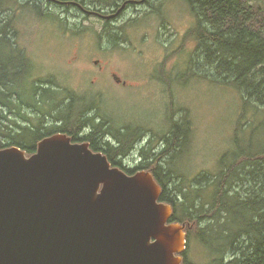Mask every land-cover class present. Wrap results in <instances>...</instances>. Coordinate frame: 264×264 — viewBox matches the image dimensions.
I'll list each match as a JSON object with an SVG mask.
<instances>
[{
  "label": "rangeland",
  "instance_id": "1",
  "mask_svg": "<svg viewBox=\"0 0 264 264\" xmlns=\"http://www.w3.org/2000/svg\"><path fill=\"white\" fill-rule=\"evenodd\" d=\"M135 1L81 0L92 8L107 10L106 14L119 12L108 20L50 0H43L41 12L26 6L18 8L16 14L12 13V36L25 52L21 55L6 48L2 58L21 64V76L27 81L53 76L64 88L63 98H93L99 102L95 104L97 111L109 118V124L131 126L133 133L143 129L138 133L139 144L148 146L152 141L155 152L163 150L164 138L181 123L186 139L177 154L171 151L175 159L169 167L191 181L202 174H215L220 158L230 152L231 160L238 151L234 143L237 134L241 145L242 137L251 133L253 139L260 140L259 121L237 132L239 126L245 128L253 119L250 109L246 118L240 117V94L202 76L203 69L193 74L188 70L197 41L188 35L196 19L185 0H148L144 5ZM115 34L120 35L116 42ZM33 110L28 109L30 118ZM60 117L69 116L66 112L47 115L44 127L55 121L63 125ZM18 122L30 125L22 119ZM101 134L116 143L112 131ZM139 150L133 147L127 152L122 159L124 167L138 166L144 158ZM158 160L167 161L169 157ZM190 226L186 256L196 264H207L209 253L192 236L199 227Z\"/></svg>",
  "mask_w": 264,
  "mask_h": 264
},
{
  "label": "trees",
  "instance_id": "2",
  "mask_svg": "<svg viewBox=\"0 0 264 264\" xmlns=\"http://www.w3.org/2000/svg\"><path fill=\"white\" fill-rule=\"evenodd\" d=\"M185 1L196 19L188 35L197 41L188 70L193 74L203 69L202 76L238 92L242 98L240 117L246 118L250 109L253 119L249 126H239L237 132L252 128L257 120L260 140L253 139L251 133L242 137L241 145L237 134L234 143L238 151L233 159L227 152L220 158L215 174H202L192 181L169 167L175 159L171 151L177 154L186 139L181 123L164 138L166 146L162 151L155 152L152 141L141 147L146 155L135 168L124 167L117 156L134 147L143 129L133 133L131 126L113 128L107 122L99 127L95 123L88 134L90 147L103 151L112 165L129 174L150 171L161 187L160 201L173 208L169 222L188 225L186 238L191 237L190 225H198L199 232L192 236L209 253L207 264H264V0ZM42 3L43 0H0V149L18 146L32 153L39 140L63 131L56 124L44 127L47 115L66 112L72 127L78 122L79 114L74 111L77 104L64 102V88L53 76L27 81L21 76V64L2 58L6 48L21 55L25 52L12 36V13L25 6L40 11ZM115 36L116 42L120 35ZM30 108L34 109L32 118ZM19 119L30 125H20ZM110 131L117 142L115 146L109 140L104 143V138L96 139ZM164 157L169 160H158ZM189 243L187 239L180 255L184 264H196L186 256Z\"/></svg>",
  "mask_w": 264,
  "mask_h": 264
},
{
  "label": "water",
  "instance_id": "3",
  "mask_svg": "<svg viewBox=\"0 0 264 264\" xmlns=\"http://www.w3.org/2000/svg\"><path fill=\"white\" fill-rule=\"evenodd\" d=\"M160 194L151 172L128 174L64 133L30 156L0 149V264H183L186 224L169 223Z\"/></svg>",
  "mask_w": 264,
  "mask_h": 264
},
{
  "label": "flooded vegetation",
  "instance_id": "4",
  "mask_svg": "<svg viewBox=\"0 0 264 264\" xmlns=\"http://www.w3.org/2000/svg\"><path fill=\"white\" fill-rule=\"evenodd\" d=\"M75 1L78 2V3H80L79 0H61V2H55V3L63 6L64 8H70V9L76 8L80 12H82L84 14H87V15H96L95 13H100V14H106L107 13V10H99L97 8H92V6L87 5V4H84L83 2H81V3L84 4V5L82 4V6H83V8H82L78 4L74 3ZM146 2H148V0H136L134 3H136V4H143L144 5ZM116 78H117L118 82L121 81V79H119L117 76H116ZM123 83L126 84L125 81H123ZM67 99H70L71 100V103H75V104H78V105H82V106H80L79 110L78 109L76 110V111L79 112V121L77 122V124L74 127H72L71 124L69 123L70 122L69 121V118H67V117H60V118H63L64 119L63 125L61 124V122H57V121L52 122L51 124H56L59 127L61 126V128L63 129V131H60V132L65 133L66 135L70 136L71 139H72V141L79 142L80 139H88L87 142L90 143L91 140H89L90 136L88 134H90L94 123H98V126L99 127H101V125L99 124V122L100 123L101 122L102 123H106V122L111 123L110 120H109V118H107L102 112H98L97 111V107H95V104L96 103L98 104L99 102L94 101L93 98H90L89 99L87 97H80L79 100L75 101V100H72L70 98V95H67V97L65 99L66 101L64 100L65 103H68L69 102V100H67ZM48 120H50V118H48ZM51 121H53V120H51ZM97 121H99V122H97ZM104 121H106V122H104ZM112 127L115 128V127H120V126H113L112 125ZM86 128H90V132L89 133L85 132V129ZM73 131H75V132L73 133ZM101 135L102 134H99L98 138H96V139H99L101 137ZM108 138H110V137H108ZM96 139H95V141H97ZM99 140H102V137ZM103 140H104V143L105 142H108V140H109L113 146H115L116 143H117V142L115 143V142L111 141L112 139H107V137L104 138ZM114 140H115V138H114ZM140 141H141V138L138 136L137 139L135 140V143L136 144L133 145V146L136 147V148H138V149L140 148L139 152L141 151V153H142L141 155L144 157L146 155V152L141 149L142 145L139 144ZM126 152L124 151L123 153L119 154L117 156L118 159H120L122 161V159L125 156H127L126 155Z\"/></svg>",
  "mask_w": 264,
  "mask_h": 264
}]
</instances>
